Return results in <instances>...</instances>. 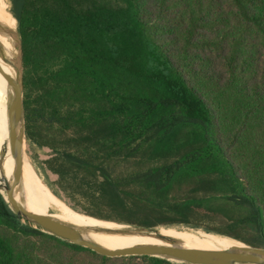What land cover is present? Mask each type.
Wrapping results in <instances>:
<instances>
[{
  "label": "trees",
  "instance_id": "1",
  "mask_svg": "<svg viewBox=\"0 0 264 264\" xmlns=\"http://www.w3.org/2000/svg\"><path fill=\"white\" fill-rule=\"evenodd\" d=\"M16 17L26 138L85 214L264 247V0H19ZM0 264L174 263L62 241L0 193Z\"/></svg>",
  "mask_w": 264,
  "mask_h": 264
},
{
  "label": "water",
  "instance_id": "2",
  "mask_svg": "<svg viewBox=\"0 0 264 264\" xmlns=\"http://www.w3.org/2000/svg\"><path fill=\"white\" fill-rule=\"evenodd\" d=\"M19 23V22H18ZM0 29L11 33L10 29L0 22ZM0 57L6 59L4 50L0 45ZM17 69L16 77L7 75L0 63V73L7 79L13 88V96L8 104L7 118L9 137L11 144V152L14 157V172L11 180L1 176L0 180L5 183L6 199L10 209L16 217L25 225L40 230L44 233L53 235L62 241L82 246L101 255L108 257H124V256H151L162 258L171 262L183 264H264V247H255L242 241L241 245H235L224 250H204L199 248H185L180 246L177 239L161 234L156 231L155 227H141L130 225L133 229H80L50 215L38 214L26 208V206L16 198L23 177L24 167V141L26 138L25 128V110H24V81H23V49L22 36L20 29L17 38ZM3 162V159H2ZM3 164L0 162V167ZM2 172V171H1ZM91 218L90 215L84 214ZM107 221V220H104ZM115 222V221H108ZM120 224L119 222H115ZM126 224V223H123ZM91 230L95 233H104L114 236H141L155 238L164 244H147L132 246L130 248L111 250L103 247L86 237L87 231ZM219 234V233H218Z\"/></svg>",
  "mask_w": 264,
  "mask_h": 264
},
{
  "label": "bare ground",
  "instance_id": "3",
  "mask_svg": "<svg viewBox=\"0 0 264 264\" xmlns=\"http://www.w3.org/2000/svg\"><path fill=\"white\" fill-rule=\"evenodd\" d=\"M19 0H0V22L10 29L7 33L0 29V45L2 46L6 59L0 57V63L7 75L16 77L17 69V38L19 23L16 17L17 4ZM13 96V88L5 76L0 73V177L5 176L11 180L14 172V157L11 152L9 137L7 109ZM3 159V162H2ZM26 152L24 149V168L22 183L16 198L21 201L28 210L50 215L80 229H133L135 227L123 223H109L104 220H97L84 213L72 210L67 207L55 194L46 186L41 185L31 173L27 164ZM30 168V169H29ZM2 171V172H1ZM27 173V175L25 174ZM0 190L6 197L5 183L0 180ZM166 236L175 238L180 246L185 248H199L204 250H224L242 243L220 235L203 227L186 224L159 225L154 228ZM86 237L93 242L111 250L130 248L132 246L147 244H164L155 238L141 236H114L104 233H95L91 230L85 232Z\"/></svg>",
  "mask_w": 264,
  "mask_h": 264
},
{
  "label": "rangeland",
  "instance_id": "4",
  "mask_svg": "<svg viewBox=\"0 0 264 264\" xmlns=\"http://www.w3.org/2000/svg\"><path fill=\"white\" fill-rule=\"evenodd\" d=\"M18 31H19V29H18ZM25 140H26V142H24V149H25L26 157H27V161H28L27 164L30 166L31 173L33 174L34 178L35 177L37 178V179L35 178L36 181L41 183V185L46 186V188H48L53 194H55L67 207L71 208L72 210L76 209V211L84 213L82 211V209L80 208V205L75 203L70 198V196L66 192L62 191L61 188L58 186V176L51 173L45 167L44 161L51 157V155H52L51 150L48 148H45V147H40L27 138H25ZM24 166H25V164H24ZM25 174L27 175L26 172H25ZM106 222H108V221H106ZM109 223L115 224L114 222H109ZM197 227H199V226H197ZM242 233H243V236L246 238L251 237V234L247 231H243ZM173 263L174 264H183V263H178V262H173Z\"/></svg>",
  "mask_w": 264,
  "mask_h": 264
}]
</instances>
